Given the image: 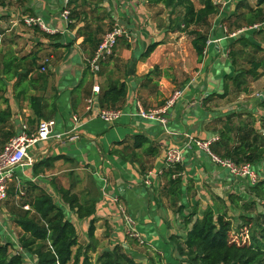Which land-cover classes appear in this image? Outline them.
<instances>
[{
	"label": "crops",
	"instance_id": "crops-1",
	"mask_svg": "<svg viewBox=\"0 0 264 264\" xmlns=\"http://www.w3.org/2000/svg\"><path fill=\"white\" fill-rule=\"evenodd\" d=\"M2 1L5 5H0V152L11 137L22 132L23 125L27 127L28 133L35 134L41 122L56 123L53 131L55 136L34 144L28 152L30 162L17 168L18 191L23 187L26 193L29 184L33 183L37 186L35 193L44 190L52 195L57 204H61L63 199L59 190L63 187L60 184L64 185L65 189H69L65 182L71 185L70 188L75 184L84 185L86 188L80 194L79 202L85 205L93 202L96 204V213L93 216L96 221L98 218L110 216V213H116L112 205L115 204L113 200L108 202L112 206L111 209L108 206L104 207L107 202L104 196H113V192L120 193L113 196L114 199L117 201L123 199L128 204L129 214L136 221L141 233L146 232L143 221L153 222L157 216L158 204H161L158 208L161 210L159 228L165 232L164 236H168L169 230H173V227L176 229L178 221L176 222L177 216L173 214L172 209L168 208L172 204L164 192L167 177L164 174L159 177L154 175L151 184L146 185V176L151 171L162 170L166 150L184 144L187 135L200 139L219 138L220 131L219 134L216 130L211 131L210 126L212 121L222 118L223 106L214 103L217 97H209L212 94L223 93L224 76L232 70L228 53L231 40L234 38L224 31L221 22L224 19L233 20L236 12L244 11L245 7L237 6V2L232 0H224L221 13L214 18L210 31L209 39L212 43L200 65L196 61L197 56L191 45L192 63L190 61L188 65L194 63L196 67L201 66V76L198 78L193 76L194 79L192 75L187 76L182 80L183 84L179 83L182 87L178 90H183L180 98L182 100L179 99L180 102L177 100L176 106L174 105L175 107L173 106L174 108L163 116L167 124L175 119L180 120L181 124L174 125L172 130L165 133L161 127H155L153 121L136 122V117L130 115L137 102L147 109H159L172 95H168V90L161 86V81L154 80L156 74L159 77L162 75L165 80L169 75L165 69L156 65L152 70L149 68L144 76L139 72L140 64L146 62H141L146 59L141 58L145 47L150 42L159 40L155 39L152 33V28L157 26L156 24H148L147 31L141 30L143 26H147L141 21L151 15L150 8L145 4L147 0H102L99 4L114 23L117 21V25L125 29L126 33L120 39L127 36L128 32H131L132 37L127 43L118 45L116 55L114 54L112 60L103 65L97 75H93L87 62L91 55H88L82 45L84 38L79 31L82 24L69 26L70 23L62 17V10L69 0H9L8 3L6 0ZM24 16L40 17L48 27L58 30L56 33L60 36H51L55 33H49L39 26H26L22 21ZM99 21L90 20L89 23L93 27L91 22ZM141 33H144V38L148 36L151 41L147 42L146 39L143 46L139 47L142 43ZM217 62L220 63L221 69L216 66ZM44 66L46 71L42 72ZM204 70L209 74L207 80L202 75ZM113 71L118 72L116 74L119 78L116 80L111 78ZM119 72L122 75H119ZM123 78L127 82L128 93L119 108L125 115L115 124H107L98 117L100 94L94 93L93 87L100 84L99 87L103 88ZM173 79L175 80L173 83L176 84V79ZM155 87L158 89H154ZM31 96L43 100L42 119H37L31 109L29 102ZM201 98L204 100L202 103L199 102ZM209 105H220V108H216L217 117L213 116L215 112L212 109H207ZM196 106H199L201 112L199 117L187 111V108L193 110ZM224 113L228 114L227 111ZM196 123H200L199 131L192 129ZM139 134L150 140L144 142L142 148H136L135 145V136ZM148 147L157 148L158 153L153 157L147 152ZM194 154L199 159L200 174L205 169L211 171L214 177H219L220 171L232 176L216 167L201 150H195ZM188 161L189 156L182 166L189 165L192 170L194 164L190 165ZM200 163L203 165L202 170ZM205 170L204 172L208 173ZM200 177L203 179L201 175ZM197 179L199 180L198 177ZM187 180L189 178L186 176ZM109 186L112 187L110 190L112 194L107 190ZM202 186L198 189H203ZM144 189L152 190L145 198L142 196ZM91 191L93 196L90 195ZM101 204L103 206L99 208ZM120 209L127 214L125 208ZM70 215L78 230L80 225L87 224L89 228V221L93 218L80 220L75 213L72 212ZM169 215L171 218H168ZM9 234L4 232L2 236L4 239L9 237L14 242L13 234Z\"/></svg>",
	"mask_w": 264,
	"mask_h": 264
},
{
	"label": "trees",
	"instance_id": "trees-1",
	"mask_svg": "<svg viewBox=\"0 0 264 264\" xmlns=\"http://www.w3.org/2000/svg\"><path fill=\"white\" fill-rule=\"evenodd\" d=\"M147 1L150 7L160 5L175 13L177 12L179 21L185 27H191L188 36L191 37L198 62H202L210 47L208 41L213 19L219 15L220 8L218 5L213 0H202V6L197 9L193 0ZM85 2L86 0H69L68 7L71 9L69 22L71 25L69 24V26L82 24L79 27L84 38L82 45L87 50L88 55H92L102 39L100 38L101 28L99 26L92 28L86 18L87 14L82 16L81 8ZM262 3L264 0L259 1V5ZM0 5H5V2L1 0ZM246 7L248 8V5ZM258 9L251 8L242 13L243 15H238H242L240 18L246 20L250 26L256 25L258 21L264 23L263 10ZM248 35L238 39L232 38L229 51L232 70L224 76L223 93L212 94L209 98L221 97L224 99L229 95L231 96V81L239 91L240 82H243L244 78L257 76L259 70L264 72V58L250 56L248 59L250 68L248 69L244 68L246 62L239 60L237 53L233 52L238 43L243 46L256 47V49L261 48V45L254 41L250 32ZM51 36L60 35L55 33ZM162 44L163 42L159 40L150 42L141 54V58L149 57ZM237 51L244 54L242 49ZM236 72L240 74L238 77L234 76ZM240 76L241 79H239ZM124 79L101 87L100 108L120 107L128 93L127 82ZM29 102L35 117L42 119L44 117L42 98L31 96ZM245 125L239 130L249 127L247 124ZM135 138L136 148H142L144 142H150L148 138L140 134ZM231 142L232 138L229 133L221 132L220 137L211 146L212 151L218 156L232 159L238 164H251L259 177L256 183L248 178H243L249 182L248 192L256 200L250 202L245 198L248 202L241 203L247 214L240 217L242 223L238 227L233 224L229 216V211L225 206L227 205L226 202L214 206L208 205L201 212L196 207L199 203L197 199L192 198V206L187 202L186 197L189 195L191 187H186L183 184L185 178L182 173L185 167L182 164H178L164 173L168 181L164 187L165 195L173 207L178 206L176 213L174 212L175 216H184V222L187 224V231L182 238V246H178L179 253L185 256V260L181 264H264V234L260 239L257 237V227H263L264 233V222H261V220L264 221V212L260 211V204L261 207H264V202L262 203L264 201V179L259 176L261 171L258 165L264 160V135L258 132L256 128H249L247 134H241L237 143L235 141V144H231ZM146 150L153 157L158 153L155 147H148ZM174 175L176 177H173ZM36 187L35 184L31 183L24 195L26 199L23 204L14 205L10 209L11 215L15 218L14 223L20 229L17 240L19 249H14L18 248L16 244L9 237L4 239L2 236L4 232L0 230V264H26L25 257L27 255L34 259V264H142L130 256L128 254L129 248L122 244H116L113 248L104 250L98 259L93 261L88 257L86 251L90 252L91 249H97L92 243V240H96V218L93 217L96 213V204L94 202L86 205L81 204L78 196L72 194L70 188L59 190L63 203L57 204L52 195L46 191L42 190L35 193ZM257 199L261 202H257ZM230 200L232 203L239 201L235 195H230ZM26 205L29 206L28 209L24 208ZM72 212L80 220L93 217L89 221L87 232L90 241L85 248L81 247L78 240V227L70 218ZM173 240L180 241L175 236H173Z\"/></svg>",
	"mask_w": 264,
	"mask_h": 264
},
{
	"label": "rangeland",
	"instance_id": "rangeland-1",
	"mask_svg": "<svg viewBox=\"0 0 264 264\" xmlns=\"http://www.w3.org/2000/svg\"><path fill=\"white\" fill-rule=\"evenodd\" d=\"M8 1L9 0H6V3H8ZM201 1L202 0H193V3L197 9L202 6L203 3ZM213 1L216 5H218V7L220 8L219 13H221V9L224 6V0H213ZM232 1L237 2L236 3L237 6H244L245 8H243L244 11L241 10L240 12L236 13V15H234V17L232 18L233 20L224 19V21L221 22V24H223L222 26L224 28V31L227 32L228 35H231V37H234L235 39L241 38L244 35L247 36L248 33L250 32L251 36L254 38V41L261 45V48L258 49H256V47H249V45L243 46L240 43L236 44L234 47L233 52L237 53L239 60H244L246 62L244 64V68L249 69L250 64L248 62V59L250 58V56L254 55L256 56V58H261V57L264 58V23L258 21L256 23L258 27L254 28L253 30H250L251 26L248 25L246 20L240 18V16L243 15L242 13L247 12L248 9L250 10L251 8L262 9L264 14V3L259 5L260 0H232ZM100 3H102V0H86L85 5H83L81 8V11L83 17L85 14H87L86 18L88 21L100 20L99 22H91V24L93 25L92 28H96L97 26L101 28L100 38H102L104 34L111 31L117 25V21H115L114 23V20H112V18L106 14L103 7L99 5ZM145 4L148 8H150L151 15L149 16L148 19L147 17H144V21H141L142 24L144 23L147 24V26L146 25L143 26L141 30L147 31L148 30L147 28H149L148 24H156L157 26H154L152 28L153 36L155 39H159V41L163 42V44L157 47L155 52H153L148 58L141 61V62L143 61L146 62L140 64L141 71L139 72L140 75L142 74L144 76V74L147 72L149 68L150 70H152V67L156 65L165 69L166 73L169 74L168 76H166L165 80L162 75L159 77L158 74H156L154 80L161 81L162 82L161 86L163 88H167L169 93L167 94L170 96L171 94L175 93L176 89L178 90L182 87V85H180L179 83L183 84L182 80L185 77L187 76L189 77L192 75V78L194 79L195 76H197L196 78L201 76L200 74L201 66L196 67L194 63L192 64L194 65V67L192 65H188L190 61L192 63V58H190L191 57L190 47L192 43H191V37L188 36L189 34L188 32L189 30H191V27L189 28L185 27V25H183L181 21H179V18H177L178 13L173 12L171 9H166L160 5H157L155 7H150L148 2L147 3L145 2ZM247 5L248 8L246 7ZM238 14H242V15H238ZM128 34L124 38L118 39L117 47L119 44H125L128 42V39L132 37L131 32H128ZM143 35L144 33L140 34V39L142 40V43L141 45H139V47L143 46V42L146 39L147 42L151 41L148 36L144 38ZM209 41L212 43L211 39H209ZM241 49L243 50L244 54L238 53L237 50H241ZM142 52L143 50H141V53ZM111 58L110 60H112ZM110 60H108V62ZM196 61L198 62V60ZM198 63L200 65L201 62ZM216 64L218 68L220 69L222 68L219 62H217ZM143 68H146L145 71H142ZM237 69L240 70V68ZM111 73H112L111 78L113 80L119 78L116 74L118 72L113 71ZM119 75H122V73L119 72ZM202 75L203 78L207 80L209 74L208 72H206V70L202 72ZM239 75L240 74L236 72V75L234 76L238 77ZM173 78L176 79V84L173 83L175 81ZM241 78L242 77L240 76L239 79ZM243 80H244L243 82H240L239 91L236 88V86L232 84V81L230 82L231 96H227L226 97L227 99L226 98L221 99L218 97L214 99L216 100L214 101V103L222 104L223 107L221 108L222 109L221 112L223 116L221 119H216L212 121L210 130L211 131L216 130L217 133L218 131H220V134L221 132H228L230 137L232 138L231 144H235V141L237 143L239 141L241 134L242 133L247 134V130L249 128H256L258 132L264 135V72L262 70H259L257 76L255 77L248 76ZM154 89H158V88L155 87ZM199 102L202 103L204 102V100L201 98ZM208 108L212 109L215 112L213 116L217 117L216 111L218 109L216 108H220V105L217 106L209 105L207 109ZM232 108H234V110H232ZM136 110H137V106L135 105L134 111L131 112L134 113L136 112ZM225 110L227 111L228 114L224 113L226 112ZM187 111L198 117L200 116L201 113L199 110V106L193 107V110L187 108ZM135 117H136L135 118L136 122L139 120L145 121V119L139 118L137 116ZM218 120H221V122ZM146 121H153L152 123L155 125V127H159V128L161 127L162 130L165 131V133L166 131L168 132V130H172L174 128V125H178L179 123L181 124L180 120L175 119L173 120V122L170 121L165 128V125L159 121H157L158 123L155 122L154 120H146ZM215 122L217 123L215 124ZM245 124H247L249 127H246L240 131L239 128L246 126ZM192 129L194 131L196 130L199 131L200 123L193 124ZM218 134L217 136H219ZM202 152L206 154L205 151ZM209 159L211 160L210 157ZM198 160L199 159L194 154V152L191 153L189 155L188 162L190 165L194 164V168L192 169L193 171L190 170L189 165H187V167L185 168L189 172L185 171L182 173L183 177L185 178L183 184L186 187H191V190L189 191V195L186 197L187 202H189L192 206L193 205L191 201L192 198L197 199L199 203L196 207L199 212L203 211L204 208H206L208 205L214 206L216 204H222L226 202L227 205L225 206L229 211V216L233 224H235V226L238 227V225L242 223L240 217L242 215L247 214L241 203L248 201L252 202L256 200L255 197H253V195H251L248 192L249 182H247V180H243V178H237L235 176L233 177V175L231 176L232 177L231 178L229 175H225V173H222L221 171L219 177H214L211 175V171L203 169V165L201 163H200L202 166L201 170L203 169V171L200 174L199 173L200 165H198L199 164ZM258 165H259V170L261 171L259 172V176L261 179H264V160ZM216 167H218L219 169L225 172L226 171L228 172L226 168L220 167L217 164ZM204 170L208 171V173L204 172ZM200 175L203 177V179H201ZM186 176L187 178H189L190 181L189 180L186 181ZM197 177L199 178V180L202 181L199 182ZM225 177H227V179H225ZM99 178L101 179V183L104 185L102 178L100 176ZM65 185L67 186V188L71 187L69 183L67 185V183L65 182ZM201 185H203L202 186L203 189L202 188L198 189V187ZM60 186L65 188L64 185L62 184H60ZM85 188L86 187L84 185L75 184L73 188H70V190L71 192L74 191V193L72 194L80 198V194H82V191ZM111 188L112 187L108 188L107 190L109 193L112 194V192L110 191ZM150 192H152V190L147 191L146 189H144L142 195L143 198H145L146 195ZM90 195L92 196L94 195L92 191L90 192ZM112 195L116 196V195H120V193L117 194L116 192H113ZM230 195H235L236 198L239 200L238 203H232V201L230 200ZM113 196H109V195L104 196L105 199L107 198V202H105L104 207L108 206V208L111 209L112 206L108 204V202H111L113 200L115 204L112 203V205H114L116 213L115 214L110 213L111 214L110 216L107 215L105 216V218L97 219L95 223L96 240H92V243H94L97 249L95 250L91 249L90 252L86 251L88 257H90L93 261H96L99 255H101L104 252V250L113 248L116 244H122L126 248H129L128 254L142 264H181V262L185 260V256L179 253V247H178V246H182L183 243L182 238L185 232L187 231L185 227L187 224L184 222L185 221L184 216L176 217V222L178 221L176 223V229L173 227L172 228L173 230H169V235L164 236L165 232L159 228L161 222V214H160L161 210H159L158 208L161 206V204H158V208H157L158 211L156 212L157 216L154 217L155 220L153 222L143 221V226L145 227L146 232L141 233L137 227L136 221L133 219H132L133 222L129 221V219L131 220L132 217L129 214L128 204L123 199L117 201L116 199H114ZM22 197L24 196H19L17 180H15L10 187L8 199L6 201L0 202V230L1 232L4 231L7 234H9V232L11 231L9 235L13 234V237L15 238L14 244H16V247H18L17 240L20 235V229L14 223L15 218L13 215H11L10 209L14 205L23 204V202L26 199V196L24 198ZM245 198H247L248 201ZM259 201L261 202V200L257 199V202ZM263 202L264 201H262V203ZM118 204L127 210V215H125L121 211L120 209L121 207H119ZM102 206L103 204H101L99 208H102ZM168 208L172 209L173 214L175 215L178 206H174V207L169 206ZM260 211L264 212V207H261V204H260ZM187 215L189 216V213H187ZM168 218H171V216L169 215ZM173 220H175L174 217ZM261 222L263 223L264 221L261 220ZM87 232H88L87 224L79 226L78 240L82 248H85V246L89 244L88 242L90 241V239H88ZM257 233H258L257 237L259 239L263 237L262 236L264 234L263 227L262 228L261 226L257 227ZM173 236L179 238L181 242L173 240ZM14 249H19V247ZM25 259H26L25 260L26 264H34V259H32L30 255H27Z\"/></svg>",
	"mask_w": 264,
	"mask_h": 264
},
{
	"label": "built area",
	"instance_id": "built-area-1",
	"mask_svg": "<svg viewBox=\"0 0 264 264\" xmlns=\"http://www.w3.org/2000/svg\"><path fill=\"white\" fill-rule=\"evenodd\" d=\"M70 14L71 9L68 7V2H66V6L62 10L63 19L70 22ZM22 21L26 26H39L49 33H56L58 31L48 27L40 17L24 16ZM256 27H258V25L251 26L250 30H253ZM125 33L126 31L124 28L120 25H116L111 31L103 35L97 49L87 60L93 75L99 74L102 70V66L107 63L112 56H114L118 39L124 36ZM208 43L211 45L210 41H208ZM41 71L45 72L46 67H42ZM93 91L96 94H100L101 88L99 85H95L93 87ZM182 95L183 90L175 91V93H173L159 109H147L143 106V104L137 102L136 112H131L130 115L137 116L145 120L159 121L166 126L167 120L163 114L170 110L175 105L177 100L182 97ZM124 115L125 113L121 108L98 109V117L107 124H115ZM55 125V121H43L39 124L37 133L35 134L28 133L27 127L23 125L22 132L11 137L5 144L3 150L0 152V202L8 199L10 187L17 179V168L30 162L28 159L29 149L39 141H47L54 137L55 135L53 131ZM186 137L187 141L184 144L172 146L166 150L165 160L163 163L164 168L158 172L151 171L148 173L145 180L146 185L151 184L153 179L152 176L155 175L159 177L160 175H163L166 170L174 168L178 164H183L189 154L195 152V150L205 151L214 164L226 168L231 175L237 178H248L253 183L258 181V173L251 164H238L232 159L222 158L212 151L211 146L216 142V137L211 139H200L190 135H187ZM173 177H176V175ZM19 191L20 196L25 194V188L20 187ZM24 208L28 209L29 206L26 205ZM123 212L125 213L124 210ZM129 221L133 222L132 218L131 220L129 219Z\"/></svg>",
	"mask_w": 264,
	"mask_h": 264
},
{
	"label": "water",
	"instance_id": "water-1",
	"mask_svg": "<svg viewBox=\"0 0 264 264\" xmlns=\"http://www.w3.org/2000/svg\"><path fill=\"white\" fill-rule=\"evenodd\" d=\"M135 66V64L133 65V67Z\"/></svg>",
	"mask_w": 264,
	"mask_h": 264
},
{
	"label": "clouds",
	"instance_id": "clouds-1",
	"mask_svg": "<svg viewBox=\"0 0 264 264\" xmlns=\"http://www.w3.org/2000/svg\"><path fill=\"white\" fill-rule=\"evenodd\" d=\"M101 93V92H100Z\"/></svg>",
	"mask_w": 264,
	"mask_h": 264
}]
</instances>
